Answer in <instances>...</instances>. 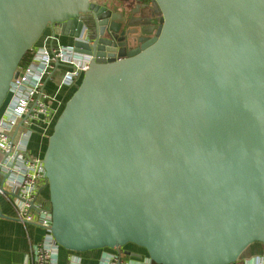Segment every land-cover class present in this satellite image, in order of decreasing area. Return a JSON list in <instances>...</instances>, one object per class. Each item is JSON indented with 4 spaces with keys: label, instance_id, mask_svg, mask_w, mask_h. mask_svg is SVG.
<instances>
[{
    "label": "water",
    "instance_id": "95a60500",
    "mask_svg": "<svg viewBox=\"0 0 264 264\" xmlns=\"http://www.w3.org/2000/svg\"><path fill=\"white\" fill-rule=\"evenodd\" d=\"M119 1L139 18L0 0V110L49 27L93 57L43 157L53 236L78 253L238 264L264 248V0Z\"/></svg>",
    "mask_w": 264,
    "mask_h": 264
},
{
    "label": "built area",
    "instance_id": "2783aa9c",
    "mask_svg": "<svg viewBox=\"0 0 264 264\" xmlns=\"http://www.w3.org/2000/svg\"><path fill=\"white\" fill-rule=\"evenodd\" d=\"M53 28L33 47L29 63L17 69L0 110V198L26 231L29 250L24 264H91L82 253L68 250L61 259L62 247L52 233L49 196L43 195L45 190L49 193L44 156L30 150L33 136H39L43 144L53 132L62 112L61 88H78L93 59L73 46L62 45ZM50 85L51 93L47 91ZM30 227L41 230L38 242H31ZM98 252L93 264H154L149 255L127 253L124 248ZM238 264H264V254L246 257Z\"/></svg>",
    "mask_w": 264,
    "mask_h": 264
},
{
    "label": "crops",
    "instance_id": "0c3cea01",
    "mask_svg": "<svg viewBox=\"0 0 264 264\" xmlns=\"http://www.w3.org/2000/svg\"><path fill=\"white\" fill-rule=\"evenodd\" d=\"M118 0H110L108 2L116 3ZM137 2H133L132 9L136 8ZM136 11L132 14L130 18H139ZM51 33V29H47L45 34ZM60 43L66 46H72L73 40L68 37L60 36ZM60 80L56 78V82ZM52 87V85H50ZM53 88V87H52ZM77 87L68 88L62 87L59 98H64L66 95H73ZM68 101V100H67ZM35 136H33L34 138ZM37 144L35 145L33 153L35 155L43 154L47 147V140L43 142L39 136L36 137ZM40 143L42 145H40ZM43 195L48 198L49 193L47 190L43 191ZM3 213L10 217V220H0V262L1 264H24L29 250V240L27 238L26 231L23 225L15 219V215L11 209L3 208ZM30 240L32 243L38 242L41 236V230L35 227H30ZM264 254V248L261 244L256 243L248 250L247 256H256ZM99 255L98 251H91L89 253H84L83 257L88 263L93 264V258Z\"/></svg>",
    "mask_w": 264,
    "mask_h": 264
},
{
    "label": "rangeland",
    "instance_id": "374dc122",
    "mask_svg": "<svg viewBox=\"0 0 264 264\" xmlns=\"http://www.w3.org/2000/svg\"><path fill=\"white\" fill-rule=\"evenodd\" d=\"M108 1H110V0H91V2H94V3H99V4H102V5H105V6H108L109 8H111V9H113V10H115V11H117V12H120V13H122V14H124V19H125V24L127 23V22H129L128 20H129V18L130 17H132V13H131V9L125 4V3H122V2H120L119 0L116 2V3H113V2H108ZM130 29V28H129ZM87 35V34H86ZM86 35H84V36H86ZM47 91L48 92H53V88H51L50 86H48L47 87ZM72 95L70 94H68V95H66V97H64V98H60L59 100H60V103H61V111H63V109H64V107H65V104H66V102H67V100H69L70 99V97H71ZM60 113H62V112H60ZM61 115V114H60ZM60 115H59V117H60ZM58 117V118H59ZM58 120V119H57ZM57 122V121H56ZM56 124V123H55ZM55 126V125H54ZM54 128V127H53ZM53 133V132H52ZM51 133V134H52ZM51 136V135H50ZM49 136V137H50ZM36 137H37V135H35V137L32 139V142H31V145H30V150L31 151H34V150H32V149H34V147H35V145L37 144V140H36ZM49 137H48V140H49ZM48 140H47V146H48ZM46 150H47V147H46V149H45V151H44V153H43V156H44V154H45V152H46ZM0 205H1V208L3 209V208H8V209H10V205L7 203V202H5L4 201V199L3 198H0ZM62 252H61V259L63 260L64 259V251H67V250H65L64 248H62ZM82 254H84V253H82Z\"/></svg>",
    "mask_w": 264,
    "mask_h": 264
},
{
    "label": "trees",
    "instance_id": "16d2710c",
    "mask_svg": "<svg viewBox=\"0 0 264 264\" xmlns=\"http://www.w3.org/2000/svg\"><path fill=\"white\" fill-rule=\"evenodd\" d=\"M46 33V32H45ZM45 35V34H44ZM39 43V42H38ZM37 43V44H38ZM36 44V45H37ZM32 56H33V52L32 51H29L26 55H25V57L23 58V60H22V62H21V64L20 65H26V64H28L29 63V61L31 60V58H32ZM256 244V243H255ZM254 245V244H253ZM128 246V245H127ZM252 247V246H251ZM140 251L142 252V254H146V255H148V253H147V251L145 250V249H143V248H140ZM91 252V251H90ZM248 252V251H247ZM247 252H245V254L243 255V257H242V259H244V258H246V257H250V256H247ZM86 253H89V252H86ZM155 264V263H154Z\"/></svg>",
    "mask_w": 264,
    "mask_h": 264
},
{
    "label": "flooded vegetation",
    "instance_id": "af4514ba",
    "mask_svg": "<svg viewBox=\"0 0 264 264\" xmlns=\"http://www.w3.org/2000/svg\"><path fill=\"white\" fill-rule=\"evenodd\" d=\"M132 11H136V8H133ZM140 44H137L136 47H139ZM125 251L127 253H132V252H135L136 254H142V252L140 251V247L136 246V245H133V244H130L126 247H124Z\"/></svg>",
    "mask_w": 264,
    "mask_h": 264
}]
</instances>
